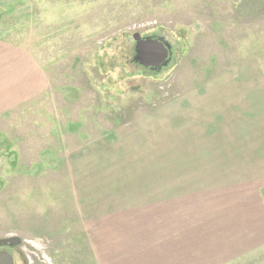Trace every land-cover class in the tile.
Instances as JSON below:
<instances>
[{"label":"rangeland","instance_id":"374dc122","mask_svg":"<svg viewBox=\"0 0 264 264\" xmlns=\"http://www.w3.org/2000/svg\"><path fill=\"white\" fill-rule=\"evenodd\" d=\"M134 33L169 45L166 63L142 66ZM0 47L44 78L0 116V241H13L0 250L15 264H164L150 244L166 213L198 214L180 220L210 250L205 225L229 214L209 184L151 194L224 113L260 112L264 0H0ZM224 251L223 264H264V243Z\"/></svg>","mask_w":264,"mask_h":264},{"label":"crops","instance_id":"0c3cea01","mask_svg":"<svg viewBox=\"0 0 264 264\" xmlns=\"http://www.w3.org/2000/svg\"><path fill=\"white\" fill-rule=\"evenodd\" d=\"M13 56L11 51L0 47V116L44 87L43 74L37 63L26 53ZM233 95L222 90L220 99L230 103L235 100ZM259 103L258 113H252L248 108L224 113L218 118L219 126L213 124L204 135L202 130L205 143L190 147L182 145L179 163L169 164L178 170L173 176H165L163 187L159 188L162 192H152L154 197L163 194L166 199L180 200L189 188L194 189L198 197V193L206 190L205 184H209L220 201V213L225 209L224 212L229 214L226 220L222 219L225 221L216 223L219 213L215 215L214 208L215 218L211 217L209 225H205L211 231L209 240L214 241L209 250L203 246L202 231L199 235L194 231L188 233L189 229H185L187 225L180 220L188 222L190 218L194 221L198 214L183 215L177 220L166 213L168 220L163 221L164 227L160 232L152 235L155 241L150 244L153 250L164 255V264H209L205 256L210 260V254L214 256L215 264H223L228 261V253L224 251L227 247L235 256L244 249L264 243V93H261ZM214 105L216 107V103ZM198 200L193 198V205ZM200 227L203 228V225ZM224 232H234L235 236ZM123 261H127V255L124 257L121 253L116 264Z\"/></svg>","mask_w":264,"mask_h":264},{"label":"water","instance_id":"95a60500","mask_svg":"<svg viewBox=\"0 0 264 264\" xmlns=\"http://www.w3.org/2000/svg\"><path fill=\"white\" fill-rule=\"evenodd\" d=\"M135 41V58L144 67L157 68L165 64L169 56V45L161 40L142 38L139 33L132 36ZM7 241L2 240L0 244L6 245ZM0 264H15L14 259L5 250H0Z\"/></svg>","mask_w":264,"mask_h":264},{"label":"flooded vegetation","instance_id":"af4514ba","mask_svg":"<svg viewBox=\"0 0 264 264\" xmlns=\"http://www.w3.org/2000/svg\"><path fill=\"white\" fill-rule=\"evenodd\" d=\"M148 68H150V67H148ZM19 257H21V255H20V253H19V255H18Z\"/></svg>","mask_w":264,"mask_h":264}]
</instances>
